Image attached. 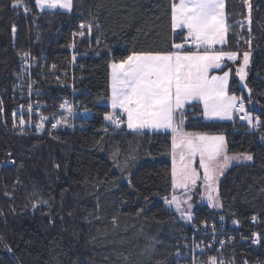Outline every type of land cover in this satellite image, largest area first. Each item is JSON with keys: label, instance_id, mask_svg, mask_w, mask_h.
Masks as SVG:
<instances>
[{"label": "trees", "instance_id": "trees-1", "mask_svg": "<svg viewBox=\"0 0 264 264\" xmlns=\"http://www.w3.org/2000/svg\"><path fill=\"white\" fill-rule=\"evenodd\" d=\"M174 2L179 0H72L71 11H64L19 0L25 13L13 0H0V108L9 113L15 106L11 87L22 52L47 53L64 66L75 43L85 53L79 97L90 112L83 129L72 132L63 124L50 135L28 137L9 134L0 112V264H178L185 254L191 228L166 204L174 191L173 134L133 133L125 124L116 132L104 118L113 112V62L133 51H174L172 44L184 41L187 31L171 26ZM250 2L249 24L243 0H226L228 36L221 50L239 58L218 72L231 67L230 92L245 96L250 114L264 118V0ZM81 24H91V31ZM74 30H85V37L74 39ZM244 52L251 54L248 89L236 70ZM43 85L56 120L68 92L52 78ZM182 115L186 131L224 133L229 153L253 156L220 179L221 209L206 203L193 215L197 223L214 220L219 230L220 217L239 223L227 229L224 248L208 256L264 264V147L258 134L245 123L206 119L200 102L188 104ZM253 231L261 233L259 245Z\"/></svg>", "mask_w": 264, "mask_h": 264}, {"label": "snow or ice", "instance_id": "snow-or-ice-1", "mask_svg": "<svg viewBox=\"0 0 264 264\" xmlns=\"http://www.w3.org/2000/svg\"><path fill=\"white\" fill-rule=\"evenodd\" d=\"M19 0H13V6H18ZM43 8L57 6L71 10L72 0H36ZM247 5L251 23L250 0H243ZM225 0H179L171 5V26L175 29H187L185 42H191L198 48L204 46V51H181L184 43H173L174 51L168 52H135L111 64V107L113 112L105 115V120L119 125L123 120L116 115V110L126 114L128 129L141 132L144 129H171L173 148L172 179L174 187L189 188L195 186L199 174L189 163H183L185 154L181 153L182 167L175 166V149H187V159L199 154L200 167L203 169V181L207 191V199L212 207H222L218 200V190L214 187L218 175L233 161H251L253 156L240 153L229 156L223 135L208 136L206 134L186 133L182 130L183 119L178 114L186 103L203 101L205 118H231L239 99V110L244 111L242 98L229 96L227 93L229 72L223 76H212L208 79L211 68H220V62L227 57L237 58L236 52H216L211 46L223 43L228 26L225 19ZM91 24H81V28L91 31ZM15 31V27H13ZM81 35L84 33L81 32ZM25 56L28 54L25 53ZM249 52L243 53V66L238 69L240 80L247 75L245 68L249 64ZM247 87V85H245ZM251 91V90H249ZM2 103V102H0ZM64 107V105H61ZM31 110V106H29ZM15 115V114H14ZM43 119V118H42ZM253 128L261 126L259 118L255 119L247 113L242 117ZM25 123L23 116L20 124ZM57 123H60L59 121ZM57 125L53 124V128ZM39 127V125H37ZM131 185V180H129ZM190 199V197H189ZM169 204H175L181 215L191 220L189 211L181 209L176 197ZM192 207L188 204V209ZM223 219V217H221ZM255 219V217H253ZM255 235V234H254ZM4 247H8L4 245ZM212 264H217L216 258H210ZM222 264V262H220Z\"/></svg>", "mask_w": 264, "mask_h": 264}, {"label": "built area", "instance_id": "built-area-1", "mask_svg": "<svg viewBox=\"0 0 264 264\" xmlns=\"http://www.w3.org/2000/svg\"><path fill=\"white\" fill-rule=\"evenodd\" d=\"M18 5L26 8L25 3ZM25 13H29L28 8H26ZM81 32L84 34L81 35ZM85 35L86 32L84 30L73 31L74 39H82ZM182 43L185 45L184 49H192L195 45L191 42H185V39ZM70 52V61L64 66L52 63L47 53L36 54L31 51L21 53L19 67L15 72L11 87L15 106L9 113L4 106L0 108L3 127L9 134L23 137L50 135L63 124L72 132L84 128V120L89 116L90 112L79 97L81 89L78 81H81L83 77L78 74V70L85 53L78 52L75 43L72 44ZM25 53L28 55L25 56ZM48 78H52L61 88L68 92L61 101V105H64V107L60 105L61 114L56 120H52V114L49 113V103L45 100L43 82ZM239 98L243 100L244 111L239 110L240 101L238 99L236 109L233 111V121L247 124L250 131L258 134V143L264 147V123L257 128H253L246 120L242 119L246 113L250 116L249 102L243 95H240ZM29 106H31V110ZM116 115L123 120V123L119 125L110 121L117 132L125 124V117L121 112H116ZM21 116H23L25 121L23 125L20 124ZM258 118L261 122H264V118ZM255 119L253 117V123H255ZM58 121L60 123H57ZM53 124L57 126L53 128ZM187 223L191 231L184 236L186 250L178 264H212L210 260L212 256H208V254L213 252L215 248L220 252L225 246V241H227L225 237L230 234L227 229L233 230L239 226L237 221L227 224L226 220L224 218L221 219V217L219 218L220 230L214 220L197 223L192 217ZM252 236L254 243L259 245L260 231H253ZM215 258L217 264H220V262L228 264L221 258Z\"/></svg>", "mask_w": 264, "mask_h": 264}, {"label": "rangeland", "instance_id": "rangeland-1", "mask_svg": "<svg viewBox=\"0 0 264 264\" xmlns=\"http://www.w3.org/2000/svg\"><path fill=\"white\" fill-rule=\"evenodd\" d=\"M179 3V2H178ZM20 4V3H19ZM225 6H226V0H225ZM40 9H52V10H64V11H68V9H64V8H61L59 6L55 7V8H50L48 7L47 5H45L43 8H41L40 6H38ZM72 9V8H71ZM226 9H224L225 11ZM225 19H226V11H225ZM227 24V23H226ZM177 30V29H175ZM85 31V30H84ZM86 32V31H85ZM225 37H226V34H225ZM226 40V38H225ZM224 43V42H223ZM222 43H216L212 46H217V45H221ZM202 45L199 46V48H201ZM216 52H220V51H216ZM250 54V53H249ZM225 59V60H224ZM224 59L220 62L221 66L222 67L225 63H226V60H229L227 57H224ZM251 64V54L249 56V64L247 65V67L245 68V71L247 73V75L245 76L244 80H240V84L243 85V87H245V85H247V87H245L246 89H248V84L245 82V79L247 78L248 76V70H249V66ZM243 66V59H242V64L236 68L237 70V73H238V69L241 68ZM238 78L240 79L239 75L237 74ZM229 87V86H228ZM227 93L229 96H236L237 94L236 93H232L229 91V88H227ZM109 104L111 105V100H109ZM112 108V107H111ZM113 111V109H112ZM182 113V111H181ZM250 116L253 118V115L250 114ZM232 117V115H231ZM178 119L182 118L183 119V125L185 124V118L183 115H180L178 114ZM207 119V118H206ZM230 118H213V119H210V120H229ZM182 125V127H183ZM146 130H150V131H169L171 129H144L142 131H146ZM141 131V132H142ZM181 153H184L185 154V161L183 163H189L191 165L192 168H195L197 173L199 174V178L197 179L196 181V184L195 186H192L191 184L189 185V188L188 189H185V188H182V187H174V191H173V194H172V198L171 200L173 199V197H176L177 200L180 202V207L181 209L185 210V211H189L191 216L193 217L195 211L203 204H206L208 202V199H207V191L205 189V186H204V181H203V169L200 167V166H196V162L200 160V157H199V154L197 153L195 157L191 158V160H188L187 159V149L186 148H182V147H177L175 149V166L177 168V170L179 171V169L182 167V162L180 160V155ZM173 154V153H172ZM229 156H232V155H229ZM172 158H173V155H172ZM152 159H155L152 157ZM174 162V161H173ZM250 161H244V160H241V161H236V160H233L229 166L227 168H225L222 172V174L218 175V178L216 179V182H215V185L214 187L217 188L218 190V182H220V179L222 178V176L225 174V171L231 166V165H234V164H238V163H249ZM190 197V199H189ZM218 200H219V203L221 204V201H220V196H219V190H218ZM188 204H191L192 207L191 209L189 210L188 209ZM168 208L169 210H173L174 212H176L177 214L181 215V212L177 210V207L175 204H169L168 203ZM216 209H221V207H214ZM182 216V215H181ZM182 219L184 222H187L188 219L184 218L182 216Z\"/></svg>", "mask_w": 264, "mask_h": 264}, {"label": "crops", "instance_id": "crops-1", "mask_svg": "<svg viewBox=\"0 0 264 264\" xmlns=\"http://www.w3.org/2000/svg\"><path fill=\"white\" fill-rule=\"evenodd\" d=\"M226 9V8H225ZM52 10V9H51ZM68 11H71V10H68ZM226 11V10H225ZM226 23H227V18H226ZM227 26H228V24H227ZM181 29H185V28H181ZM177 30H180V29H177ZM186 31H187V29H185ZM227 36H228V32L226 33V40H227ZM226 40L224 39V43H222L221 45H217V46H211V50H214V51H222L221 50V48H222V46L226 43ZM195 47H196V49L197 50H195V51H192V52H197V51H200V52H203L204 51V46L202 45V47L201 48H198L196 45H195ZM182 51V50H181ZM223 52H225V51H223ZM225 53H227V52H225ZM238 54V53H237ZM238 58H239V54L237 55V58L235 59V60H226V63L222 66V67H220V68H211V69H209V72H208V79L210 80L211 79V77L212 76H223V74H224V72H229V80H228V88H229V91H230V89H231V82H232V68L230 67L228 70H225V71H223V72H218V70H220V69H222L226 64H227V62L228 61H230V62H236L237 60H238ZM225 60V59H224ZM111 75H112V68H111ZM239 81H240V79H239ZM245 82L247 83V78L245 79ZM241 86H243V85H241ZM245 88V87H244ZM246 89V88H245ZM237 94V93H236ZM239 96L240 95H236V97L237 98H239ZM194 102H200V103H202V105H203V101H192V102H190V103H194ZM190 103H186L185 105H184V107H183V109L181 110L182 112H183V110L186 108V106L188 105V104H190ZM111 106V105H110ZM116 112H120L119 110H116ZM122 113V112H121ZM123 115H124V117H125V125H126V127H127V117H126V114H124V113H122ZM233 118H234V112L232 113V117L229 119V120H233ZM210 120V119H209ZM127 129H128V127H127ZM169 130V129H168ZM182 130L184 131V132H186V133H192V134H206V135H208V136H216V135H223L224 137H225V142H226V146H227V154L228 155H235V154H231V153H229V151H228V141H227V137H226V135L224 134V133H199V132H190V131H186L185 129H184V125H183V127H182ZM128 131H130V132H133V133H136V132H138V131H135V130H131V129H128ZM142 132H149V133H172L173 135H174V133L171 131V130H169V131H150V130H146V131H142ZM142 132H138V133H142ZM172 160H173V158H172ZM253 161V159L250 161V162H252ZM196 166H200V163H199V161H197L196 162ZM232 166V165H231ZM230 166V167H231ZM226 172V171H225ZM219 183V182H218ZM174 188V187H173ZM171 198H172V195L170 196V198L169 199H167L166 200V204H167V208H168V203H167V201H172L171 200ZM168 210H169V208H168ZM171 211H173V210H171ZM181 216V215H180Z\"/></svg>", "mask_w": 264, "mask_h": 264}]
</instances>
